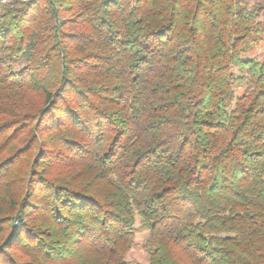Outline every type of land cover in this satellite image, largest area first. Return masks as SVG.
<instances>
[{"label":"trees","instance_id":"16d2710c","mask_svg":"<svg viewBox=\"0 0 264 264\" xmlns=\"http://www.w3.org/2000/svg\"><path fill=\"white\" fill-rule=\"evenodd\" d=\"M263 42L245 0H0V264H264Z\"/></svg>","mask_w":264,"mask_h":264},{"label":"rangeland","instance_id":"374dc122","mask_svg":"<svg viewBox=\"0 0 264 264\" xmlns=\"http://www.w3.org/2000/svg\"><path fill=\"white\" fill-rule=\"evenodd\" d=\"M7 1V0H4ZM26 1V0H23ZM249 7L255 3L264 4V0H245ZM247 57L255 58L259 61L264 60V42L254 47ZM22 64H17L16 67H20ZM236 73V71H234ZM246 87V82H241L234 87L236 93L242 92ZM148 238V234L145 231H137L133 236L132 243L126 252V259L133 262L146 264L148 262V256L145 249V242Z\"/></svg>","mask_w":264,"mask_h":264},{"label":"built area","instance_id":"2783aa9c","mask_svg":"<svg viewBox=\"0 0 264 264\" xmlns=\"http://www.w3.org/2000/svg\"><path fill=\"white\" fill-rule=\"evenodd\" d=\"M4 1V0H3Z\"/></svg>","mask_w":264,"mask_h":264}]
</instances>
